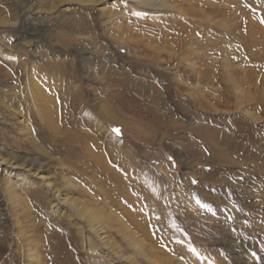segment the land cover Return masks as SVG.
Returning <instances> with one entry per match:
<instances>
[{
    "label": "rangeland",
    "instance_id": "374dc122",
    "mask_svg": "<svg viewBox=\"0 0 264 264\" xmlns=\"http://www.w3.org/2000/svg\"><path fill=\"white\" fill-rule=\"evenodd\" d=\"M0 264H264V0H0Z\"/></svg>",
    "mask_w": 264,
    "mask_h": 264
},
{
    "label": "bare ground",
    "instance_id": "6f19581e",
    "mask_svg": "<svg viewBox=\"0 0 264 264\" xmlns=\"http://www.w3.org/2000/svg\"><path fill=\"white\" fill-rule=\"evenodd\" d=\"M37 93H38V95H37ZM37 93L35 94V97H37V99L38 98H44V95L42 94V93H39V91H37ZM49 184V183H48ZM52 185V184H51ZM78 205V204H77ZM81 211V210H80ZM27 243V242H26Z\"/></svg>",
    "mask_w": 264,
    "mask_h": 264
}]
</instances>
